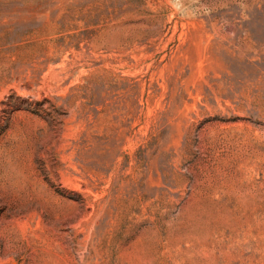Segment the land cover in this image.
<instances>
[{
	"label": "rangeland",
	"instance_id": "rangeland-1",
	"mask_svg": "<svg viewBox=\"0 0 264 264\" xmlns=\"http://www.w3.org/2000/svg\"><path fill=\"white\" fill-rule=\"evenodd\" d=\"M264 264V0H0V264Z\"/></svg>",
	"mask_w": 264,
	"mask_h": 264
},
{
	"label": "bare ground",
	"instance_id": "bare-ground-1",
	"mask_svg": "<svg viewBox=\"0 0 264 264\" xmlns=\"http://www.w3.org/2000/svg\"><path fill=\"white\" fill-rule=\"evenodd\" d=\"M63 261H61L59 264H67L68 259L64 258L62 259ZM14 264H17L16 262H14Z\"/></svg>",
	"mask_w": 264,
	"mask_h": 264
}]
</instances>
